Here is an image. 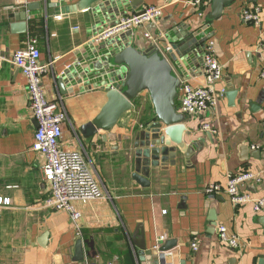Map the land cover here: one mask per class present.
<instances>
[{"label": "crops", "instance_id": "0c3cea01", "mask_svg": "<svg viewBox=\"0 0 264 264\" xmlns=\"http://www.w3.org/2000/svg\"><path fill=\"white\" fill-rule=\"evenodd\" d=\"M81 1L0 0V197L10 200L0 206V264H161L154 247L160 235L166 237L162 245L174 243L164 252V263L264 264V206L255 211L251 202L236 205L223 191L204 192L210 183L225 186L229 174L252 171L260 181L240 189L264 202V0H227L216 10L211 1L202 16L192 0H87L88 7L75 9ZM107 4L108 14L96 16ZM149 5L161 7L160 19L106 42L93 39L116 17ZM247 6L260 8L259 25L241 19ZM32 24L37 36L30 33ZM28 36L37 38L41 62L52 61L42 85L47 99L66 112L60 143L81 155L102 191L100 198L72 201L79 233L67 211L44 204L50 186L42 173L43 156L31 148L36 123L26 80L12 61ZM186 43L177 69L167 51L177 56ZM206 46L222 65L216 88L224 95L215 109L186 114L179 109L181 81L202 83ZM154 51L165 55L177 75L168 107L173 121L186 128V151L177 149L173 159L150 167L149 185L143 187L132 177L135 151L142 131L160 120L149 87L130 94L131 108L108 131L85 135L82 127L98 116L114 79L117 89H126L122 83L130 66L122 55L147 57ZM105 61L122 74L93 68ZM228 91H235L232 101ZM203 123L210 130L202 129ZM218 225L238 237V248L218 240ZM78 240L83 259L75 261Z\"/></svg>", "mask_w": 264, "mask_h": 264}, {"label": "built area", "instance_id": "2783aa9c", "mask_svg": "<svg viewBox=\"0 0 264 264\" xmlns=\"http://www.w3.org/2000/svg\"><path fill=\"white\" fill-rule=\"evenodd\" d=\"M211 1L192 0L191 3L198 8V16H202L203 10L209 6ZM161 16V7L146 6L138 13L116 17L111 24L95 33L93 39L96 42H106L123 33H131L147 23L160 19ZM240 16L245 23L259 25L261 22V10L258 6L244 7ZM144 36L150 38L148 32L144 33ZM260 44L264 45V36L261 38ZM40 57L38 40L33 36H28L23 47L15 50L12 54L14 66L26 80L28 108L36 122L31 148L43 156L42 173L50 186V196L44 201L45 206L67 211L79 233L77 225L79 213L73 208L72 201L100 198L102 191L88 171L81 155L75 150L63 148L60 143L62 123L66 119V112L59 107L57 102L47 99L44 95L42 77L47 73L48 67L52 65V61L44 63L41 62ZM201 67L203 77L201 84L194 85L189 79L181 81L179 109L183 113L200 115L215 109L219 98L224 95V89L216 88L217 82L222 77V65L215 57L211 46L203 48ZM261 76L264 77V68L261 71ZM202 129L210 130L209 124L203 123ZM250 181L259 182L260 178L252 171L229 174L225 186L210 183L204 188V192L211 195L223 191L232 203L242 205L251 202L253 209L259 211L264 206L262 199H253L249 192L240 189L243 183ZM9 202L8 198L0 197V206L8 205ZM217 236L221 243L232 248L239 247L238 237L230 235L225 226H217ZM165 239L164 235L158 236L154 247L161 256V264H172L162 262L165 251L160 248ZM191 248L196 250V244L191 243ZM86 264H112V262L91 261Z\"/></svg>", "mask_w": 264, "mask_h": 264}, {"label": "water", "instance_id": "95a60500", "mask_svg": "<svg viewBox=\"0 0 264 264\" xmlns=\"http://www.w3.org/2000/svg\"><path fill=\"white\" fill-rule=\"evenodd\" d=\"M226 1L227 0H212L213 9H218L220 5ZM86 3L87 0H82L79 5H76L74 8L77 9L80 7L78 9H83L88 7ZM106 6H108L106 7L107 9L105 8L104 10L106 13L94 9L97 11L96 16H99V18L106 16L111 10L108 4ZM20 32H24L23 28ZM189 45L190 43H186L185 47H181V49L177 50V56L172 53L171 49L167 51L175 68L178 69V59L184 56L186 53L185 50ZM175 48L177 47L174 45L173 49L175 50ZM122 60L130 66V72L127 73V80L122 83L126 89H122V91L117 89V84H115L117 79H114V85H108L105 88L107 97L105 105L94 120L82 127V131L85 135L95 134L99 129L108 131L116 124L121 114L131 108V103L129 101L130 94L138 88L149 87L159 112L158 117L160 120L150 124L146 127L145 131H142L143 141L135 151V169L132 174L133 179L137 183L146 187L149 185L147 177L149 176L150 167L157 166L159 161L164 162L170 158L173 159L176 156L177 149L182 152L186 151V145L183 141V133L186 128L182 123L173 121V113L168 107L169 93H171L174 82L177 80V75L165 55L159 51H154L147 57L138 56L133 53L130 55L123 54ZM115 67L116 66L109 61H105L104 63L100 62V65H93V68L98 71L104 70L103 74L105 75L107 72L109 76H120L122 70L116 72ZM89 69L90 68L86 67L84 73H88ZM60 82L59 80V85ZM234 96L235 91H228L226 93V97L230 101L234 99ZM173 244V242L164 244L161 246L160 250L166 251ZM138 247L143 249V246L138 245ZM82 259V245L81 241L78 240L75 244L74 260L80 261Z\"/></svg>", "mask_w": 264, "mask_h": 264}, {"label": "trees", "instance_id": "16d2710c", "mask_svg": "<svg viewBox=\"0 0 264 264\" xmlns=\"http://www.w3.org/2000/svg\"><path fill=\"white\" fill-rule=\"evenodd\" d=\"M30 33H31V35H35V36H37L39 33H38V30H36V27H35V24H32L31 26H30Z\"/></svg>", "mask_w": 264, "mask_h": 264}, {"label": "bare ground", "instance_id": "6f19581e", "mask_svg": "<svg viewBox=\"0 0 264 264\" xmlns=\"http://www.w3.org/2000/svg\"><path fill=\"white\" fill-rule=\"evenodd\" d=\"M135 37V36H134ZM126 46V45H125Z\"/></svg>", "mask_w": 264, "mask_h": 264}]
</instances>
